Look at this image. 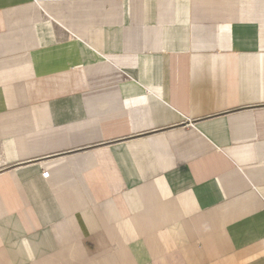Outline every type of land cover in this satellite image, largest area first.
<instances>
[{"label":"crops","instance_id":"obj_1","mask_svg":"<svg viewBox=\"0 0 264 264\" xmlns=\"http://www.w3.org/2000/svg\"><path fill=\"white\" fill-rule=\"evenodd\" d=\"M0 264H264V0H0Z\"/></svg>","mask_w":264,"mask_h":264}]
</instances>
